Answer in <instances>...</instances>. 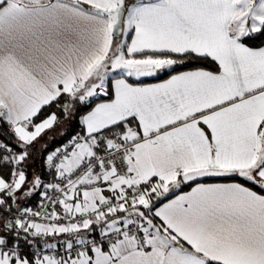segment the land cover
I'll return each instance as SVG.
<instances>
[{
	"label": "snow or ice",
	"instance_id": "obj_1",
	"mask_svg": "<svg viewBox=\"0 0 264 264\" xmlns=\"http://www.w3.org/2000/svg\"><path fill=\"white\" fill-rule=\"evenodd\" d=\"M0 264H264V0H0Z\"/></svg>",
	"mask_w": 264,
	"mask_h": 264
}]
</instances>
